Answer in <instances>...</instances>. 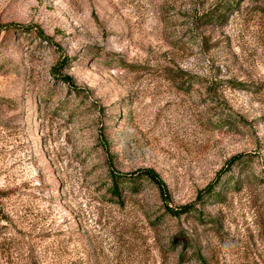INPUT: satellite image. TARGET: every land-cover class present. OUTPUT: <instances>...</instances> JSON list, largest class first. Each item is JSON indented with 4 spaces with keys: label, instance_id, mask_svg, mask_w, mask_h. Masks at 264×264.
Here are the masks:
<instances>
[{
    "label": "rangeland",
    "instance_id": "obj_1",
    "mask_svg": "<svg viewBox=\"0 0 264 264\" xmlns=\"http://www.w3.org/2000/svg\"><path fill=\"white\" fill-rule=\"evenodd\" d=\"M0 191L12 264H264V0H0Z\"/></svg>",
    "mask_w": 264,
    "mask_h": 264
},
{
    "label": "trees",
    "instance_id": "obj_2",
    "mask_svg": "<svg viewBox=\"0 0 264 264\" xmlns=\"http://www.w3.org/2000/svg\"><path fill=\"white\" fill-rule=\"evenodd\" d=\"M254 1L257 2L259 0H254ZM207 18H210V21L221 23L222 21H224L226 19V12L219 11L216 14L210 15ZM238 160H239L238 158L232 160V163H230V165L234 166ZM136 175L138 177L141 176L140 178H145L149 182L154 184L157 187L160 195L166 199L168 198L167 187L155 171L144 170V171H141L140 173H137ZM132 176H135V175H131L128 177H132ZM111 178H112V181H111V187H110L111 188L110 194L117 199L118 204H122V201H121L122 195H121V191H120L119 178L118 177H111ZM0 193L2 194L1 198H6V196H8V195H5V191H0ZM191 209L193 210L192 206H184V207H180L177 210H173L171 208H168V211L173 216H182V215L188 214L191 211ZM5 235H7V233H5V232L0 233V252H1L0 261L2 264H12L10 258H7V256L5 257L4 254L7 253L11 256V258H13L12 255L16 254V251H15L16 248L12 243V239L6 238ZM163 264H167V262H165Z\"/></svg>",
    "mask_w": 264,
    "mask_h": 264
}]
</instances>
